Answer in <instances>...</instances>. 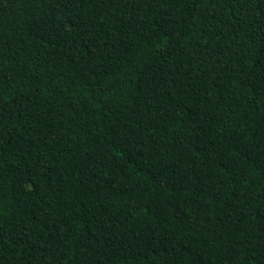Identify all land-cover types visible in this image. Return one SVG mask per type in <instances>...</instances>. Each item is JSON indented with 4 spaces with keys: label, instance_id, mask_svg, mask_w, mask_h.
Here are the masks:
<instances>
[{
    "label": "trees",
    "instance_id": "trees-1",
    "mask_svg": "<svg viewBox=\"0 0 264 264\" xmlns=\"http://www.w3.org/2000/svg\"><path fill=\"white\" fill-rule=\"evenodd\" d=\"M0 264H264V0H0Z\"/></svg>",
    "mask_w": 264,
    "mask_h": 264
}]
</instances>
